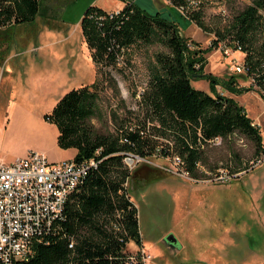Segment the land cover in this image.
Returning <instances> with one entry per match:
<instances>
[{
  "label": "rangeland",
  "instance_id": "1",
  "mask_svg": "<svg viewBox=\"0 0 264 264\" xmlns=\"http://www.w3.org/2000/svg\"><path fill=\"white\" fill-rule=\"evenodd\" d=\"M120 0H41L42 14L27 23L25 40L10 44L12 59L0 67V157L13 162L29 152L45 154L53 162L74 159L75 149L58 145L59 131L48 122L56 103L69 91L95 81L96 68L80 26L91 6L106 10ZM148 14L174 22L182 35L198 43L205 53V72L220 80L235 78L243 89L236 101L259 127L264 146V100L257 82L247 74L234 73L213 43L226 32L235 17L254 0H201L198 14L205 29L199 28L167 0H127ZM12 27L3 29L4 32ZM7 40V37H4ZM10 41V40H9ZM9 43L0 40V65ZM166 50L158 42L140 44L126 52L119 68L126 79L114 73L118 91L107 88L100 103L104 121L92 123L102 131H117L111 113L135 127L143 116L140 95L148 85L155 56ZM236 57L243 60V53ZM192 86L210 92L205 79H192ZM220 94H231L222 87ZM133 111L136 115H130ZM124 121V122H125ZM153 126L148 124V128ZM155 146L166 140L156 137ZM176 156L155 154L135 159L128 190L138 209L145 264H264V155L255 154L252 141L241 136L217 139L207 145L198 178L191 180L176 163ZM224 176L223 180H215ZM173 235L171 247L165 238ZM132 253L139 251L131 243Z\"/></svg>",
  "mask_w": 264,
  "mask_h": 264
},
{
  "label": "trees",
  "instance_id": "2",
  "mask_svg": "<svg viewBox=\"0 0 264 264\" xmlns=\"http://www.w3.org/2000/svg\"><path fill=\"white\" fill-rule=\"evenodd\" d=\"M123 1L125 5L118 12L98 6L87 9L81 29L96 66V79L66 93L45 116L59 131L60 148L75 149L74 161L94 159L97 166L71 193L62 218L46 240L34 245L31 258L15 264H145L138 209L127 187L131 171L124 159L128 154L145 159L155 154L176 156L183 172L193 180L205 162L207 145L217 139L245 137L255 145L256 155H264L259 127L252 125L242 105L218 91L222 87L240 95L243 89L235 78L220 80L206 73L207 50L188 41L180 28L160 13L151 15ZM167 1L176 7L185 3ZM200 8L189 10L186 17L205 29ZM41 14V0H0V29L31 23ZM217 37L214 46L225 42L235 49L240 47L247 75L257 82L264 100V0H254ZM155 42L166 52L157 53L149 69L148 85L140 95L143 116L129 111L142 120L127 127L125 120L111 113L117 133L98 129L92 120L104 121L100 108L103 94L108 86L118 91L114 73L126 79V71L119 68L126 52ZM195 78L207 80L210 92L195 89ZM156 137L165 139V146L157 148ZM130 243L139 251L132 253Z\"/></svg>",
  "mask_w": 264,
  "mask_h": 264
},
{
  "label": "built area",
  "instance_id": "3",
  "mask_svg": "<svg viewBox=\"0 0 264 264\" xmlns=\"http://www.w3.org/2000/svg\"><path fill=\"white\" fill-rule=\"evenodd\" d=\"M200 5L201 0H185L177 8L186 16L189 10ZM217 49L234 73L247 74L244 59L236 57L242 53L240 47L235 49L220 42ZM138 157L126 155L124 162L130 171L135 159L141 158ZM175 160L178 165L182 164L180 158ZM96 166L94 159L53 162L39 152H29L13 162L0 157V264H15L31 258L34 245L51 234L56 221L63 216L69 196ZM223 179L224 176H219L215 180Z\"/></svg>",
  "mask_w": 264,
  "mask_h": 264
},
{
  "label": "crops",
  "instance_id": "4",
  "mask_svg": "<svg viewBox=\"0 0 264 264\" xmlns=\"http://www.w3.org/2000/svg\"><path fill=\"white\" fill-rule=\"evenodd\" d=\"M128 2V1H127ZM130 2V1H129ZM125 5V2L123 1V0H120L115 6H114V8H112V9H110V10H106V9H104V10H106V11H117V10H120L121 8H123V6ZM102 8V7H101ZM39 17L40 16H38L37 18H36V20L35 21H37L38 19H39ZM27 24H19V25H17V26H14V27H12L11 29H9V30H6V31H4V32H1L0 33V40H1V42H2V45H6V43L7 42H10L9 43V48H8V50H7V53H5V57H4V59H3V62H2V64L0 65V67H1V69H2V71H3V69H7L8 68V62L10 61V59H12V54H10L9 55V49H10V44L14 41V40H16V39H20V40H25V38H26V34H27V32H28V28H30V27H27L26 26ZM80 26H81V23H80ZM1 30H3V29H0V31ZM7 37V40H5L4 39V37ZM10 40V41H9ZM86 44V43H85ZM86 47H87V45H86ZM87 53H88V59H90L91 61H92V58H91V53H90V51H89V49H88V47H87ZM244 56V55H243ZM244 59V58H243ZM8 61V62H7ZM92 63H93V61H92ZM94 64V63H93ZM94 66H95V64H94ZM95 68H96V66H95ZM95 79H96V76H95ZM219 88V87H218ZM226 96H228V97H230V98H233V99H235L236 100V95H232V94H225ZM246 112H247V114H248V117L253 121V119L251 118V116H250V114L248 113V111L246 110ZM45 155V154H44ZM131 244V243H130Z\"/></svg>",
  "mask_w": 264,
  "mask_h": 264
},
{
  "label": "water",
  "instance_id": "5",
  "mask_svg": "<svg viewBox=\"0 0 264 264\" xmlns=\"http://www.w3.org/2000/svg\"><path fill=\"white\" fill-rule=\"evenodd\" d=\"M165 243L168 245V246H171L173 247L175 244H176V239L173 235H169L167 236L165 239ZM139 249V248H138Z\"/></svg>",
  "mask_w": 264,
  "mask_h": 264
}]
</instances>
